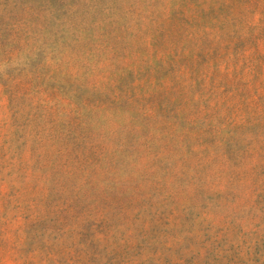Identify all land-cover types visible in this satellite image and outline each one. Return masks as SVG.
Returning <instances> with one entry per match:
<instances>
[{"label": "rangeland", "instance_id": "374dc122", "mask_svg": "<svg viewBox=\"0 0 264 264\" xmlns=\"http://www.w3.org/2000/svg\"><path fill=\"white\" fill-rule=\"evenodd\" d=\"M0 264H264V0H0Z\"/></svg>", "mask_w": 264, "mask_h": 264}]
</instances>
